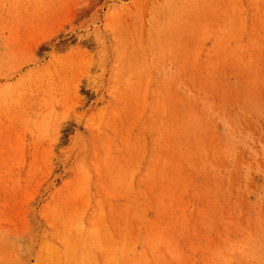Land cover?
I'll return each mask as SVG.
<instances>
[{"label":"rangeland","instance_id":"374dc122","mask_svg":"<svg viewBox=\"0 0 264 264\" xmlns=\"http://www.w3.org/2000/svg\"><path fill=\"white\" fill-rule=\"evenodd\" d=\"M262 20L0 0V264H264Z\"/></svg>","mask_w":264,"mask_h":264},{"label":"bare ground","instance_id":"6f19581e","mask_svg":"<svg viewBox=\"0 0 264 264\" xmlns=\"http://www.w3.org/2000/svg\"><path fill=\"white\" fill-rule=\"evenodd\" d=\"M262 23H263V24H262ZM261 25H263V27H264V20L261 21L260 26H261Z\"/></svg>","mask_w":264,"mask_h":264}]
</instances>
